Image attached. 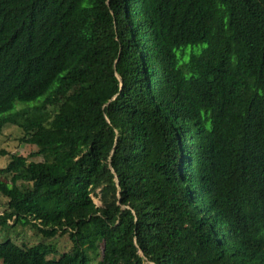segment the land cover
Listing matches in <instances>:
<instances>
[{
  "label": "trees",
  "instance_id": "1",
  "mask_svg": "<svg viewBox=\"0 0 264 264\" xmlns=\"http://www.w3.org/2000/svg\"><path fill=\"white\" fill-rule=\"evenodd\" d=\"M11 126L0 264H264V0H0Z\"/></svg>",
  "mask_w": 264,
  "mask_h": 264
},
{
  "label": "rangeland",
  "instance_id": "2",
  "mask_svg": "<svg viewBox=\"0 0 264 264\" xmlns=\"http://www.w3.org/2000/svg\"><path fill=\"white\" fill-rule=\"evenodd\" d=\"M14 127H10L6 130L3 131L2 134H0V149H5L6 151H8V154L5 155H0V167L3 166L6 162L9 161V155L13 152L16 151L17 148L20 149H27V145L24 143H19L18 142V135H15L12 133V129ZM20 145V146H19ZM70 147H67L65 149H63L61 151L62 157H64L67 153V151H69ZM44 155L51 157V160H53L56 155L53 153L48 152L47 150L43 152ZM8 174H1L0 173V182H4V180L6 179L5 176ZM9 182V181H7ZM1 196V195H0ZM94 202L99 205V201L97 198H94ZM0 200L4 201V198H0ZM1 208H0V213H1ZM10 224L12 223L9 222ZM5 229V228H4ZM4 236H8L10 238H12L13 240L21 243V242H25V243H35L36 241L39 240L40 235L37 234L35 232V230L33 228H31L29 225L28 226H21V225H17L15 227V229H7V230H2L0 229V240L3 239ZM58 236V235H57ZM47 241L51 242L52 244H57L58 246H63L61 245V241L63 240L62 238L58 237H53V238H45Z\"/></svg>",
  "mask_w": 264,
  "mask_h": 264
},
{
  "label": "water",
  "instance_id": "3",
  "mask_svg": "<svg viewBox=\"0 0 264 264\" xmlns=\"http://www.w3.org/2000/svg\"><path fill=\"white\" fill-rule=\"evenodd\" d=\"M117 75V77H118V79H119V81H120V86H122V83H121V78H120V76L118 75V74H116ZM115 181H116V183L118 184V181H117V179H115ZM118 189H119V187H118ZM140 253H141V251H140Z\"/></svg>",
  "mask_w": 264,
  "mask_h": 264
}]
</instances>
